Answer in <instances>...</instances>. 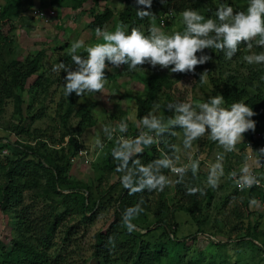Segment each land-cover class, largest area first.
<instances>
[{
  "label": "rangeland",
  "instance_id": "rangeland-1",
  "mask_svg": "<svg viewBox=\"0 0 264 264\" xmlns=\"http://www.w3.org/2000/svg\"><path fill=\"white\" fill-rule=\"evenodd\" d=\"M25 4L33 3L34 7L51 8L56 11V17L48 24L36 20L28 12L13 22L15 31L11 33L9 40L0 41V69L10 66L13 61L23 64L30 63L34 58H38V70L34 77L27 81V89L23 95L25 118L33 115H40L36 120L26 119L23 123L29 129L30 134L16 135L14 125L18 121L14 118V100L0 95V139L10 141H21L23 144H30L40 149L42 143L47 144L50 150L55 151L54 156L59 162L67 156V146L70 139L78 141V154L71 160V167L68 171L67 182L63 190L69 193V188L77 184L85 190L91 189L87 194L95 200L99 196L107 193L112 205L105 210H100L94 222L82 225L81 216L74 215L65 226L73 227L72 236L67 244L65 253L71 254L64 264H103L97 259H91L97 233L107 230L113 224L116 217L115 200L123 192V186L119 182V174L108 169V165L114 164L111 157V149L114 141H108L102 131L103 126H115L121 120H126L129 129L127 133L121 134L127 137L139 135L137 109L138 100L148 97V74L150 72L169 73L168 69H160L157 66L153 69L149 65H144V69L137 68L129 71L127 66L119 69H108V83L103 94L77 97L75 95L74 114L69 122H63L67 104V96L63 92V77L65 73H54L51 67L61 61L71 65L69 49L76 40H84L86 46L94 45L102 40H97L95 30L89 27L92 20V9L101 13L103 10L113 8L116 16L110 20L104 29L114 31L115 27L121 22L119 14L125 9V0H86L82 8L79 3L81 0H68L66 6L59 7L52 5L51 0H23ZM6 0H0V10L5 5ZM240 6L246 9L247 0H240ZM85 10L86 12H82ZM32 12V11H31ZM172 15V13H171ZM165 20L162 24L161 20ZM160 23H154L161 27L166 34L171 35L183 27L182 16L176 15L175 18L162 17ZM167 22L170 24L168 25ZM128 26V25H127ZM150 27V26H149ZM149 27H141L140 30L148 34ZM129 30V26H128ZM12 40V41H10ZM264 48L253 47L251 50L246 48L243 55L237 60H225L222 63L215 62V77L223 76L226 78L230 74L239 75L240 78L248 77L253 70H260L264 65H249L244 56L253 53H260ZM85 52L80 50V54ZM42 75V84L36 83L37 76ZM169 75L172 77L171 84L173 90L170 97L161 93L155 103L160 104V109L156 113L159 116L170 117L172 112L165 110V106L174 102H205L209 97L216 96L215 88L209 77H205L203 82H198L193 76H184L177 80L179 73ZM180 81V82H178ZM88 110L87 117L83 118L80 114ZM92 117V120L91 118ZM261 134L260 141L254 145L250 140V134L245 133L244 143L237 145L239 151L228 153L224 160L225 176L221 179L220 187L213 190L207 187L212 197L206 194L200 197V208L195 217H188L185 213H180L178 224L173 221L170 223L173 230H176L178 237L182 240L196 234L201 230L195 242L187 243V247L182 250L183 263L189 264V260L199 263L195 264H264V214L259 213V208L249 206L251 199L247 192L238 191L233 181L228 179L227 173L231 171L239 172L246 159L252 155L247 143H251L253 151L264 148V127L260 126L255 130ZM176 136H166V144H175L182 147L183 132L176 129ZM99 137L105 147L103 150L96 147L95 140ZM5 142V140H4ZM193 149V159L201 156L199 174L206 187V179L210 163H214L217 153L223 152L218 144L212 142L207 136L195 142ZM81 149L89 150L92 156V163L86 164L85 160L79 156ZM3 153V156H7ZM180 163H187L186 155L181 152ZM11 156V155H10ZM3 158V157H1ZM253 169L257 167L254 161L248 159ZM264 163V160L261 161ZM264 169V166L262 167ZM169 175L172 174L169 172ZM175 179L174 176H172ZM76 180V181H74ZM4 183L3 176L0 175V186ZM116 184L115 188H111ZM168 200L175 194V186L166 188ZM143 195V200L151 208L146 210L134 220L137 224L138 232L145 234L149 231L157 230L160 226L155 225L153 216L155 202L159 198V193L155 192L152 196ZM33 196V193H31ZM208 201H210L209 204ZM26 204L30 206L37 217L44 211L45 203L33 200L30 194L26 197ZM14 215L4 213L0 210V258L3 246L10 245L11 234L14 230ZM206 219V220H205ZM204 224L201 225L202 221ZM249 230L256 236L257 240L247 237ZM161 232H156L154 239H160ZM63 232H59L57 240L59 247H62ZM149 238V237H148ZM144 237L143 239H148ZM5 243V244H4ZM218 243H224L227 247L221 249ZM188 249V250H187ZM185 251V252H184ZM119 253L115 254L118 256ZM165 259V258H164ZM166 264V261L163 262Z\"/></svg>",
  "mask_w": 264,
  "mask_h": 264
},
{
  "label": "trees",
  "instance_id": "trees-1",
  "mask_svg": "<svg viewBox=\"0 0 264 264\" xmlns=\"http://www.w3.org/2000/svg\"><path fill=\"white\" fill-rule=\"evenodd\" d=\"M52 5L64 7L68 0H51ZM86 0H81L79 9L82 8ZM221 3L230 4L234 11H243L240 6V0H152L151 11L155 13V19L146 17L140 20L136 15V0H125V9L119 14L120 22L131 27H149L154 23H160L162 17L167 16L172 19L180 15L185 9H194L199 11L206 18H215V11ZM33 3L25 4L23 0H6L5 5L0 10V41L9 40L11 33L15 31L14 20L22 17L24 14L32 11ZM144 8V6H139ZM83 9V8H82ZM144 10H147L144 8ZM82 12H86L83 10ZM172 13V15H171ZM92 20L89 27L95 30L97 27L104 29L106 24L115 16L113 8L106 7L103 12L98 13L92 9ZM164 24L165 20H161ZM169 25L170 23L167 22ZM181 27L178 31H182ZM12 41V40H10ZM246 45L240 46L237 54L232 58L237 60L243 55ZM206 54H210L213 60L196 68V74L179 73L177 80L184 76L191 75L196 81H200V73L207 70L205 77H209L215 88V93H220L225 98V106L228 107L235 102L243 101L250 106L256 113L251 119L256 122V129L264 127V67L260 70L251 71L249 76L240 78L239 75L230 74L226 78L215 77V62H224L226 60L223 53L215 49H205ZM86 57L87 53L82 52ZM199 56V53L197 54ZM38 70V58H34L30 63L23 64L13 61L10 66L0 69V95L7 98H13L14 118L18 121L14 125L16 135L30 134L29 129L23 123L26 119L34 121L40 115L24 117V100L23 95L27 89V81L36 74ZM108 77V70L106 71ZM42 75L37 76L36 83L42 84ZM172 77L169 73L150 72L148 74V97L138 100L137 121L152 111L153 103L159 95L163 93L166 98L170 97L173 90ZM75 93H73L66 102L67 108L63 116V122L67 124L74 114L73 107ZM2 108L0 107V113ZM88 110L81 112L83 118L87 117ZM92 120V117H90ZM250 140L254 145L258 144L260 137L257 132L249 131ZM7 140V142H4ZM78 141L70 139L67 146V156L61 162L54 156L55 151L50 150L47 144L42 143L40 149L30 144H23L21 141H10L9 139H0V175L3 176L4 183L0 186V210L4 213L14 215V230L11 234L10 245L7 248L3 246V252L0 258V264H64L71 254L65 253L67 244L72 236L73 227L65 226L64 223L74 215L81 216L82 225L91 224L97 218L100 210H105L112 205V196L109 199L106 195L108 192L93 199L87 196L91 189L83 190L78 184L69 188V193H64L65 183L67 182L68 171L71 167V160L78 154ZM169 144L165 140L160 146L153 145L145 148L144 153L140 156L142 163H148L154 159L162 158L166 151H169ZM171 145V144H170ZM8 151L7 156H3L4 151ZM11 155V156H10ZM3 157V158H1ZM116 163L108 165V169L116 172ZM264 176V169L261 171ZM165 174L169 175L168 170ZM188 179L193 185L205 187L201 175L198 173L195 179L191 178L189 173ZM76 181V180H74ZM116 184L111 188H115ZM247 192L250 198L258 200L260 194L257 190L242 191ZM33 193V196H31ZM30 197L37 202L45 203L44 211L34 217V212L26 204V197ZM142 194L152 196V193H138L129 196L127 190L123 188L121 195L115 200L116 217L113 224L108 226L107 230L99 232L95 236L94 250L91 259H97L103 264H182V250L187 247V243L195 242L198 233L184 238L178 237L176 230L172 229L170 223L173 221L178 224L179 214L185 213L188 217H195L197 210L200 208V196L186 195L183 185H175V194L168 200L166 189L159 192V198L155 202L153 216L155 225L160 226L157 230L141 234L134 231L129 234L121 225V213L125 208L135 205L141 198ZM206 195L211 198V191L206 188ZM146 203V202H145ZM143 205L147 212L151 211L148 204ZM208 201L207 204H209ZM260 213V212H259ZM206 220V219H205ZM203 220L201 225L205 222ZM63 232L62 247H59L57 236ZM161 232L160 239H154L155 233ZM114 241V247L109 243V238ZM144 237L148 239H143ZM247 237L257 240L256 236L249 230ZM3 245L0 242V245ZM5 244V243H4ZM217 247L223 249L227 247L224 243H218ZM188 250V249H187ZM185 252V251H184ZM119 253L118 256L115 254ZM165 258V259H164ZM190 259L189 264L199 263Z\"/></svg>",
  "mask_w": 264,
  "mask_h": 264
},
{
  "label": "clouds",
  "instance_id": "clouds-1",
  "mask_svg": "<svg viewBox=\"0 0 264 264\" xmlns=\"http://www.w3.org/2000/svg\"><path fill=\"white\" fill-rule=\"evenodd\" d=\"M136 15L140 20L146 17L155 19L151 11L152 0H136ZM139 6H144L141 8ZM215 18H206L199 11L185 9L182 13V31L166 34L161 27L152 24L148 34L137 27H131L121 22L114 31L97 27L95 36L98 42L86 46L80 39L71 44L69 56L72 64L61 61L51 67L54 73H65L63 80L64 95L70 97L73 93L77 97L103 94L106 91L108 78L106 71L111 68L119 69L127 66L129 71L137 68L144 69L149 65L153 69H168L173 73L196 74V68L213 60L205 49H215L231 60L239 51L242 44L251 50L254 46L264 48V0H247L246 9L234 11L230 4L221 3L215 11ZM84 49L86 57L80 54ZM199 53V56L197 55ZM249 65H264V51L244 56ZM207 70L200 73L203 82ZM180 82V81H178ZM181 83V82H180ZM160 104L153 103L152 111L143 116L138 122L139 135L132 138L121 135L128 132L129 125L121 120L115 126L105 125L102 131L108 141H114L111 157L116 161V172L119 182L127 190L129 196L138 193L163 192L166 188L183 185L186 195L192 196L206 194V188L217 190L221 179L225 176L224 160L228 153L239 151L237 145L244 143L245 133L255 131L256 122L251 119L256 113L247 103L240 101L225 106L223 95L209 97L205 102H174L165 106V110L173 115L165 119L156 113ZM176 129L183 132L182 147L168 145L162 158L142 163L140 156L145 148L153 145L160 146L165 137L176 136ZM208 137L218 144L223 152L217 153L214 163H210L206 179V187L193 185L188 179H195L201 161L193 159V149L197 147L196 141ZM96 147L103 150L104 142L97 137ZM252 155L249 156L239 172L227 173L228 179L233 181L240 191L259 187L264 176L254 172L253 166L247 161L251 159L257 166H264V148L253 151L248 145ZM183 152L187 163H180ZM168 170L172 175L165 174ZM175 177V179L172 178ZM145 201L141 198L135 205L125 208L121 213V225L129 234L138 231L134 223L141 213L145 211ZM253 208L264 207L255 198L249 200ZM114 247V241L109 238Z\"/></svg>",
  "mask_w": 264,
  "mask_h": 264
},
{
  "label": "built area",
  "instance_id": "built-area-1",
  "mask_svg": "<svg viewBox=\"0 0 264 264\" xmlns=\"http://www.w3.org/2000/svg\"><path fill=\"white\" fill-rule=\"evenodd\" d=\"M31 15L36 20H39L43 23L48 24L56 17V11L52 10L51 8H43V7L38 6V7H34L32 9ZM257 137H261V134L257 133ZM5 142H7V140H5ZM247 145H251V143L248 142ZM4 153H7V150H5ZM79 156H81L85 160L86 164H90L93 161L92 156H91L89 150H87V149H81L79 151ZM197 158H199L200 161L202 160L201 156H199ZM262 167L263 166H257L254 169V172L259 176H263L261 173ZM253 189L260 192V194L258 196V201H260L261 204L264 205V180H262L261 185L259 187L254 186L250 190H245V191H251ZM237 190L240 191L238 188H237ZM259 211L261 214H264V207H260Z\"/></svg>",
  "mask_w": 264,
  "mask_h": 264
}]
</instances>
